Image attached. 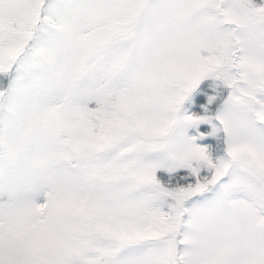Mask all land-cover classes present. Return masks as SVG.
I'll return each instance as SVG.
<instances>
[{
	"label": "snow or ice",
	"instance_id": "1",
	"mask_svg": "<svg viewBox=\"0 0 264 264\" xmlns=\"http://www.w3.org/2000/svg\"><path fill=\"white\" fill-rule=\"evenodd\" d=\"M0 264H264V0H0Z\"/></svg>",
	"mask_w": 264,
	"mask_h": 264
}]
</instances>
